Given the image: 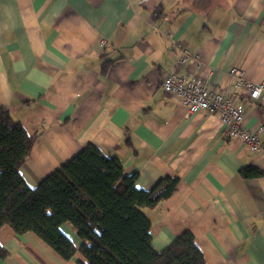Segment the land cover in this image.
<instances>
[{
    "label": "crops",
    "instance_id": "0c3cea01",
    "mask_svg": "<svg viewBox=\"0 0 264 264\" xmlns=\"http://www.w3.org/2000/svg\"><path fill=\"white\" fill-rule=\"evenodd\" d=\"M179 47L197 62L179 65ZM234 67L264 80V0H0V113L36 137L21 169L26 184L36 188L93 144L137 174L139 189L179 179L168 199L144 209L155 250L189 231L206 264H264V175H241L264 172V152L228 139L219 116L189 114L162 88L174 72L200 78L244 109L264 141V104L234 88ZM62 231L79 249L77 230ZM0 245L10 253L0 264L86 262L9 226Z\"/></svg>",
    "mask_w": 264,
    "mask_h": 264
},
{
    "label": "trees",
    "instance_id": "16d2710c",
    "mask_svg": "<svg viewBox=\"0 0 264 264\" xmlns=\"http://www.w3.org/2000/svg\"><path fill=\"white\" fill-rule=\"evenodd\" d=\"M108 68L104 64L103 71ZM36 137L8 112L0 113V227L18 236L32 233L78 264H206L194 235L186 231L165 250L153 247L151 221L144 209H154L176 190L179 179H160L151 191L136 187L138 175H126L123 162L87 145L60 168L30 188L21 169ZM246 179L260 178L258 168H244ZM71 224L82 245L78 249L62 231ZM0 245V262L9 256Z\"/></svg>",
    "mask_w": 264,
    "mask_h": 264
},
{
    "label": "built area",
    "instance_id": "2783aa9c",
    "mask_svg": "<svg viewBox=\"0 0 264 264\" xmlns=\"http://www.w3.org/2000/svg\"><path fill=\"white\" fill-rule=\"evenodd\" d=\"M185 49L179 47V65L197 62ZM199 63V62H198ZM229 76L234 88L244 90L253 102L264 104V80L250 82L244 77L240 68L231 69ZM162 88L181 99L189 114L205 112L220 117L225 137L240 141L253 153L264 152V141L260 137V129L246 127V111L234 105L233 100L225 93L210 90L207 84L196 76L171 73L162 82Z\"/></svg>",
    "mask_w": 264,
    "mask_h": 264
}]
</instances>
